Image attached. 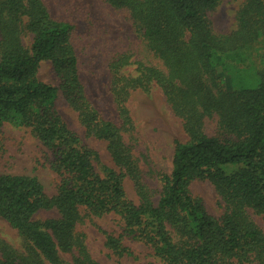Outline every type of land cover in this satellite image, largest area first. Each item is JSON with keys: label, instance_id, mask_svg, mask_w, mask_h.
I'll list each match as a JSON object with an SVG mask.
<instances>
[{"label": "trees", "instance_id": "1", "mask_svg": "<svg viewBox=\"0 0 264 264\" xmlns=\"http://www.w3.org/2000/svg\"><path fill=\"white\" fill-rule=\"evenodd\" d=\"M222 1L101 0L124 13L135 37L107 60L108 114L83 80L77 24L46 0H0V131L5 123L29 129L58 177L49 196L37 176L0 172V218L18 237H0V264H101L85 230L107 215L121 222L118 234L104 231L117 257L130 253L128 238L160 264H264V231L251 217H264V0H246L226 34L209 18ZM45 62L56 85L39 77ZM153 87L186 135L175 141L169 174L145 161L129 107L134 92ZM59 93L85 137L106 143L113 166L68 126ZM195 180L214 185L220 217L192 193Z\"/></svg>", "mask_w": 264, "mask_h": 264}, {"label": "rangeland", "instance_id": "2", "mask_svg": "<svg viewBox=\"0 0 264 264\" xmlns=\"http://www.w3.org/2000/svg\"><path fill=\"white\" fill-rule=\"evenodd\" d=\"M246 0H223L209 14L215 32L226 34L237 26V11ZM56 17H64L77 24V44L84 48L82 77L95 104L106 113L113 110L108 94L107 60L111 51L135 44L130 23L119 10L105 5L101 0H46ZM134 46V45H133ZM132 46V47H133ZM130 47V48H132ZM136 51H143L139 44ZM39 77L56 85L52 66L45 62L39 70ZM57 106L68 126L95 148L101 161L113 166L107 145L102 140L85 137V130L76 112L59 93ZM129 107L136 125L139 149L146 154L145 160L152 162L157 170L169 174L176 140H185L181 119L173 112L166 97L158 87L150 91L138 90L133 93ZM215 122L206 124V131L212 133ZM49 153L41 142L33 137L29 129L5 123L0 131V172L37 176L45 192L53 196L57 192L58 177L50 168ZM144 161V162H145ZM191 191L200 197L210 214L220 217L223 213L222 201L214 185L208 180H195ZM126 190L129 197L137 202L133 185L128 180ZM57 212L42 211L41 218L56 216ZM252 219L264 231V217L251 213ZM121 222L115 215L95 218L86 228L91 253L101 264H160L151 250L143 243L124 238L130 253L124 257L113 255L104 245V231L121 232ZM0 237L17 243L18 237L4 220L0 218Z\"/></svg>", "mask_w": 264, "mask_h": 264}]
</instances>
